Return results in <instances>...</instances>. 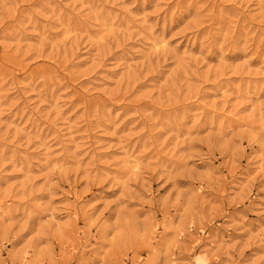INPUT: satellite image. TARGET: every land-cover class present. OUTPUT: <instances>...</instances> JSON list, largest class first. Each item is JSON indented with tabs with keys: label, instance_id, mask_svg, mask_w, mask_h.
Instances as JSON below:
<instances>
[{
	"label": "rangeland",
	"instance_id": "rangeland-1",
	"mask_svg": "<svg viewBox=\"0 0 264 264\" xmlns=\"http://www.w3.org/2000/svg\"><path fill=\"white\" fill-rule=\"evenodd\" d=\"M0 264H264V0H0Z\"/></svg>",
	"mask_w": 264,
	"mask_h": 264
}]
</instances>
